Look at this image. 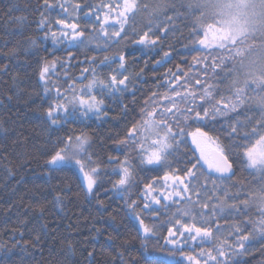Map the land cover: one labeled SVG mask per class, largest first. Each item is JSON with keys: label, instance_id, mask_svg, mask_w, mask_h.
<instances>
[{"label": "trees", "instance_id": "1", "mask_svg": "<svg viewBox=\"0 0 264 264\" xmlns=\"http://www.w3.org/2000/svg\"><path fill=\"white\" fill-rule=\"evenodd\" d=\"M50 2L58 4L63 0ZM70 2L82 5L78 22L91 39L92 25L97 21L94 15L86 17L84 12L89 11L88 3L97 5L101 0ZM104 2L122 10L119 6L124 0ZM136 3L137 8L126 14L127 22L119 37L79 45L68 43L67 38L54 41L50 34L45 36L49 31L57 36L68 31L55 21L72 22L71 8L66 13L59 7L45 9L43 0H0V264H156L153 257L168 264H189L181 251L198 256L201 248L214 249L211 241L195 247V251L187 244L178 250L166 243L178 238L168 236V229L173 227L168 221L175 206L171 211L163 208L169 202L160 192H151L147 197L161 198V205H152L158 209V215L144 211L143 202L144 185L155 181L154 186L159 188L162 181L157 177L169 169L153 170L152 166L140 165L139 150L133 149L131 143L117 146L133 123L141 121L145 102L151 104L154 93L157 97L172 95V88L182 94L196 92L199 105L204 103L199 95L212 85L214 98H223L229 108L215 120L203 123L181 116L175 123L184 130L185 134L178 137L184 143L180 145V153L168 158L169 164L177 169L190 167L188 162H195L200 156L191 133L197 127L208 133L213 139L208 140L211 146L205 150L207 155L215 158L219 143L236 171L233 178L217 179V173L208 176V166L201 161L204 165L201 182L205 187L212 188L206 181L214 180L218 188L227 187L230 194L238 197L229 203H237L239 211L218 213L225 217L219 223L225 228L241 225L245 235L257 228L252 221L261 219L259 206L252 203L246 206L242 202L250 200L251 193L264 197V175L249 166L244 147L237 145H250L264 134V1L259 4L260 17L250 19L240 14L229 0H136ZM42 14L51 21L44 28L39 24ZM111 15L113 20L106 26L109 31L116 12ZM21 17L23 23L18 22ZM116 27L119 28L118 23ZM150 27L160 37L157 46L137 45L139 35ZM32 40L36 43L31 44ZM117 54L125 56L126 74H139L128 85V91L108 96L96 89L98 98L104 99L106 115H69L58 125H52L46 111L59 99L54 89L66 93L74 82L77 87L86 84L85 77L90 78V72H83L86 68H95L101 77H107L117 64L109 67L99 61ZM45 61H56L47 78V92L45 81L39 79ZM169 70L172 75H168ZM158 103L168 105L162 99ZM231 103L237 104L235 110L231 109ZM180 107L185 105L181 103ZM232 127L237 129L236 134H231ZM81 133L90 137L88 151L102 171L92 193L87 191L83 176L74 165L48 163L55 151L63 147L64 138ZM126 156L136 165L135 178L129 191L121 196L112 188L113 182L120 178L112 170ZM197 168L200 169L199 164ZM169 190L161 191L166 194ZM131 201L138 205L135 209L138 216L155 226L154 236L143 234L139 220L128 207ZM245 249L237 248L229 264H264V236L250 235Z\"/></svg>", "mask_w": 264, "mask_h": 264}, {"label": "snow or ice", "instance_id": "2", "mask_svg": "<svg viewBox=\"0 0 264 264\" xmlns=\"http://www.w3.org/2000/svg\"><path fill=\"white\" fill-rule=\"evenodd\" d=\"M43 7L45 9L59 7L66 13L69 8L72 9V22L64 19L55 21L56 24L63 25L68 31H61L59 36H57L56 32L49 31L45 33L46 37L50 34L54 41L67 38L68 43L87 45L92 40L103 38L107 42V40H111L114 37H119L127 22L126 14L135 10L137 3L136 0H124V3L119 6L122 10H117L112 3H105L104 0H101L97 5L88 3L86 7L89 11L84 12V15L86 17L94 15L97 21V24L92 25L93 35L91 39L86 36L85 29H82L78 22L79 13L83 10L80 3H71L70 0H63V2L57 4L50 2V0H43ZM145 7L147 6L145 5ZM94 8L95 12L93 11ZM101 12H103L102 16L100 15ZM113 12H116L115 22L111 24V31H109L106 26L113 20L111 15ZM18 22L23 23L24 18H19ZM50 23L51 21L42 14L39 21L40 27L44 28ZM117 23L119 28L116 27ZM167 30V28H163V31ZM159 39L160 37L150 27L148 31L139 35L136 43L143 47H154L157 46ZM30 43L35 44L36 41L32 40ZM193 44H199V42L193 41ZM96 46L98 48L101 47L99 43ZM168 55L167 52L164 53L165 57ZM69 59H71V56ZM92 59L95 62L96 58L93 57ZM99 63L109 67H111L112 63H116L117 67L107 77H101L95 68L91 70L86 68L83 72H90V78L85 77L87 79L86 84L77 87L74 82L69 85L66 93H62L59 88L54 89L59 99H57L56 103L50 105L46 111V115L52 125H58L62 118L67 119L69 115L85 117L89 113H95L98 116L106 115L103 112L104 99L98 98L95 90L99 89L102 94H107L108 96H118L120 93L128 91V85L139 76L138 73L126 74L128 69L123 54H117L113 57L104 56ZM55 66L56 61H45L40 67L39 79L45 81V92L49 90L47 78L53 72ZM168 75H172L171 70H169ZM176 80L178 82L179 77H176ZM197 83H200V81L197 80ZM212 87V85H208L203 89L198 98L204 103L199 105L196 104L197 94L194 91L182 94L181 91L172 88V95H164L162 97H157L154 93L150 98L151 104L146 101L145 106L141 109V121L133 123L125 139L117 141V146H128L131 143L133 149L139 150L138 163L140 165L152 166L153 170L169 169L162 177H157L158 180L162 181L159 188L154 186L155 181L144 185L146 193L143 202L144 211L150 212L152 215H158V209L152 205H161V198L153 196L149 200L147 197L151 192H160V195L169 202L162 205L163 208L171 211V208L175 206V211L171 213L168 221L169 224L173 225V227L168 229V236L178 238L168 239L166 243L174 245L178 250H182L184 245L187 244L192 247L193 251H195V247L202 245L206 241L214 243L215 247L212 251L201 248L198 256L204 259L181 251V256L189 261V264H209V261H212L213 264H229L230 256L236 253L237 248L246 250L245 243L249 241L250 235L264 236V197H258L252 193L250 194L251 199L242 203L246 206L250 203L257 204L260 208L261 219L252 221L257 226V228H254L253 233L242 234L241 225L233 224L225 228L219 223V219L225 217L218 216V213H224L226 210L229 212L239 211L237 203H229V201H237L238 197L230 194L227 187L218 188L214 180L206 181L212 184V188L205 187V183L201 182V169L204 166L201 163L202 160L208 166V176L213 173H227L232 167L228 162L227 155H225L224 148L219 143L216 144L215 158H210L207 155L205 141L213 139L209 137L208 133L202 131L199 127L196 128L195 132L191 133L193 143L200 150V156L197 157L195 162H188L191 165L190 167L185 165L183 169H177L169 164L168 158L180 153V145L184 143L183 140H178V137L185 134L184 130L175 123L180 120L181 116H183L184 120L192 119L203 123L205 120H215L217 115L223 114L224 110L229 108V104H226L223 98L220 100L214 98L211 91ZM176 98H179V101ZM161 99L168 101V105H160L158 102ZM181 103L185 105L184 108L180 107ZM205 104L208 106L206 107ZM221 104L224 105V108L220 107ZM236 106V103H231L232 110H235ZM197 108L200 110H197ZM158 112L159 118H157ZM61 113L63 117L60 116ZM174 128L176 129L175 131ZM236 132L237 129L232 127L231 134H236ZM61 143L63 147L55 151L48 163L52 165H74L82 174L87 191L92 193L93 189L97 187L102 171L100 166L92 160V156L88 151L90 137L85 133L69 135ZM237 147H244L243 154L247 157L249 166L264 175V134L260 135L250 145H237ZM109 159L114 158L110 157ZM183 162V160H178V163ZM198 164L200 169L197 168ZM135 169L136 165L127 156L123 161H117V167L112 170L114 174L120 177L112 184V188L117 194L123 196L129 191V188L134 183ZM181 172L183 173L182 175L180 174ZM217 179H221V177H217ZM162 189L170 190L165 194L161 191ZM57 202L59 203V197H57ZM128 207L132 209V214L139 220L143 234L146 237L154 236L156 234L155 226L145 223V220L138 216L135 212L138 207L136 202L131 201ZM177 225L179 226L178 228L175 227ZM214 231L216 235H214ZM226 232L229 235L226 236ZM153 259L156 264H168L167 261H162L159 258L153 257Z\"/></svg>", "mask_w": 264, "mask_h": 264}, {"label": "rangeland", "instance_id": "3", "mask_svg": "<svg viewBox=\"0 0 264 264\" xmlns=\"http://www.w3.org/2000/svg\"><path fill=\"white\" fill-rule=\"evenodd\" d=\"M232 5L238 9V12L242 14L246 19H250L253 16L260 17L261 10L259 9V4L264 0H229ZM243 51V48L240 47ZM91 114V113H89ZM208 140L205 141V150L210 147ZM199 149V148H198Z\"/></svg>", "mask_w": 264, "mask_h": 264}, {"label": "water", "instance_id": "4", "mask_svg": "<svg viewBox=\"0 0 264 264\" xmlns=\"http://www.w3.org/2000/svg\"><path fill=\"white\" fill-rule=\"evenodd\" d=\"M230 163V162H229ZM231 164V163H230ZM231 170L227 173H217V176L218 177H221V178H224V179H230V178H233L235 176V169L233 167V165L231 164Z\"/></svg>", "mask_w": 264, "mask_h": 264}, {"label": "bare ground", "instance_id": "5", "mask_svg": "<svg viewBox=\"0 0 264 264\" xmlns=\"http://www.w3.org/2000/svg\"><path fill=\"white\" fill-rule=\"evenodd\" d=\"M167 95V94H166Z\"/></svg>", "mask_w": 264, "mask_h": 264}]
</instances>
